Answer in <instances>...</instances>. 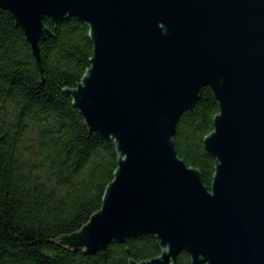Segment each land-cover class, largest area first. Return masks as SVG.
I'll list each match as a JSON object with an SVG mask.
<instances>
[{
  "label": "water",
  "instance_id": "1",
  "mask_svg": "<svg viewBox=\"0 0 264 264\" xmlns=\"http://www.w3.org/2000/svg\"><path fill=\"white\" fill-rule=\"evenodd\" d=\"M43 78L40 42L75 17L93 57L64 91L89 130L115 144L101 208L58 244L94 254L150 234L159 256L130 264H264V0H0ZM209 87L219 103L205 148L211 188L176 150L181 115Z\"/></svg>",
  "mask_w": 264,
  "mask_h": 264
},
{
  "label": "trees",
  "instance_id": "2",
  "mask_svg": "<svg viewBox=\"0 0 264 264\" xmlns=\"http://www.w3.org/2000/svg\"><path fill=\"white\" fill-rule=\"evenodd\" d=\"M45 23L54 36L40 42L42 78L24 31L0 8V264H130L131 257H157L160 241L150 234L94 254L58 244L101 208L118 153L89 130L64 91L75 88L91 65L89 26L75 17ZM218 113V101L204 87L174 136L178 156L200 170L209 188L216 162L204 139ZM176 264H191L190 255L181 252Z\"/></svg>",
  "mask_w": 264,
  "mask_h": 264
}]
</instances>
